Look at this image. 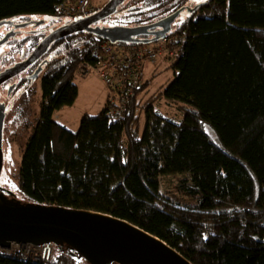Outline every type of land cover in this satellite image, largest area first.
<instances>
[{
    "label": "trees",
    "instance_id": "1",
    "mask_svg": "<svg viewBox=\"0 0 264 264\" xmlns=\"http://www.w3.org/2000/svg\"><path fill=\"white\" fill-rule=\"evenodd\" d=\"M62 1L0 0V22L29 15L60 21L55 7ZM122 5L107 19L125 20ZM181 5L143 0L129 24L163 19ZM181 30L182 53L168 67L174 76L157 92L182 114L178 122L161 114L152 97L142 103L139 92L150 77L124 117L103 108L83 114L78 129L69 130L53 113L76 101L74 72L98 37L82 32L53 43L49 51L81 38L43 64L40 116L22 152L19 190L30 202L123 219L192 264H264V0H208L171 32ZM35 38L7 43L23 59ZM177 175H183L179 189L192 203L161 191L160 177ZM54 247L53 264H88ZM2 264L41 263L4 257Z\"/></svg>",
    "mask_w": 264,
    "mask_h": 264
},
{
    "label": "water",
    "instance_id": "2",
    "mask_svg": "<svg viewBox=\"0 0 264 264\" xmlns=\"http://www.w3.org/2000/svg\"><path fill=\"white\" fill-rule=\"evenodd\" d=\"M125 1L108 0L91 14L68 21L53 29L25 58L0 71V87L25 73L46 55L51 45L58 40L85 32L111 41L147 44L163 38L184 10L192 13L199 6L197 4L192 7H181L163 19L146 26L130 28L98 25L113 15ZM7 24H13V20L1 21L0 29ZM140 35L146 38L134 39ZM13 37L12 32L5 33L0 38V47ZM45 61L43 59L39 63L29 79L38 77ZM15 88V83L10 84L7 96ZM4 119V108H0V175L4 164L2 139ZM11 242L31 243L36 246L50 243L58 246L60 250L65 249L71 256L83 258L88 264H192L159 237L123 219L90 210L23 201L17 199L11 192L0 193V246L8 248Z\"/></svg>",
    "mask_w": 264,
    "mask_h": 264
},
{
    "label": "rangeland",
    "instance_id": "3",
    "mask_svg": "<svg viewBox=\"0 0 264 264\" xmlns=\"http://www.w3.org/2000/svg\"><path fill=\"white\" fill-rule=\"evenodd\" d=\"M107 1L108 0H89L94 10L100 9ZM207 1L208 0H175V2L189 6H195L197 4L200 5L206 3ZM142 2L143 0H129L126 5H122L121 7L123 14L127 13L124 15L125 20L119 19L120 17H111L103 21L101 25L106 26L112 24H124L119 22H128L129 24V20L132 19L133 21V19H137L139 17L137 15L139 10H136L135 6H139L142 4ZM185 12H182L175 20L172 25L173 29L180 26V24L185 20L187 17ZM131 13H133L132 15L135 16L130 15L127 17V15ZM25 17L27 18V16ZM25 17L18 19L24 21ZM28 17L36 21L43 20L44 25L41 26L45 28L50 24V22L52 23V21L55 20L50 16L33 15ZM146 20L150 21L148 19ZM68 21V17H63L60 22H57V24H65ZM154 22L150 23L153 24ZM6 30L7 29L5 26L0 29V38L2 37L3 33L6 32ZM80 35L83 38L85 37L84 34ZM25 37H27V39L29 37H36L38 38L39 42L41 40L40 37L42 36L21 35L18 39ZM79 37L80 36H75L74 38H69L68 40L63 41V43L61 42L56 44L55 47H53L45 57L47 59H52L56 54L55 50L61 49L65 43L75 44L77 40L81 39ZM0 57L1 71L4 68L12 65L14 62L20 61L22 54L16 52L11 43H7L0 47ZM168 67L169 65L161 64L158 66L147 67L145 69V80L148 79L149 81L150 77L153 78L150 84H148V86L143 89V91L139 92V97L142 103L152 97L155 100V108L157 109L158 107L157 110H159V112L161 111V114L166 115L172 120L178 122L182 119V114L176 109L174 105L167 104L163 99H160L159 96H157V92H161L169 84L174 76L173 70ZM32 71H27L0 87V101H2V105L5 109V119L2 130L4 164L2 174L0 176V186H2L7 192L14 194L17 199L23 201H26V199L19 190L18 171L25 143L36 126L41 109L40 77L42 76V73L37 78L29 79L28 77H31L30 73ZM25 77H27V80L21 84L22 79ZM74 81L79 89L76 101L71 106H64L58 110H55L53 113V119L60 124H63L69 130L75 132L79 127L81 116L86 112L87 108H89V114H97L101 111V104L105 98V86H103L104 84L101 82V79L94 74L82 76L77 74L76 71L74 72ZM12 83L16 84V90L11 93L10 100L8 101L5 97L7 96L9 86ZM104 106H106L105 103ZM142 123L143 118L141 125ZM206 132L210 135L211 140L217 144L218 141L216 136L212 133L209 127H206ZM181 178H183V175L160 177V189L165 195L178 194L181 199H186L189 203H192L193 199L186 197L183 191L179 189L182 187L179 183Z\"/></svg>",
    "mask_w": 264,
    "mask_h": 264
},
{
    "label": "built area",
    "instance_id": "4",
    "mask_svg": "<svg viewBox=\"0 0 264 264\" xmlns=\"http://www.w3.org/2000/svg\"><path fill=\"white\" fill-rule=\"evenodd\" d=\"M93 11L89 0H63L55 7L58 17L69 19L85 17ZM172 28L163 38L147 44L106 38H98L91 44L87 57L75 71L82 76L94 74L101 79L107 92L104 106L107 115L124 117L131 97L144 83L147 67L161 64L170 66L180 57L186 31L171 32ZM54 253L55 247L50 243L36 246L11 242L8 248L0 246V264L4 257L21 262L53 264Z\"/></svg>",
    "mask_w": 264,
    "mask_h": 264
},
{
    "label": "flooded vegetation",
    "instance_id": "5",
    "mask_svg": "<svg viewBox=\"0 0 264 264\" xmlns=\"http://www.w3.org/2000/svg\"><path fill=\"white\" fill-rule=\"evenodd\" d=\"M187 6H189V5H181V7H187ZM189 7H192V5L189 6ZM185 11L186 10H184L183 12H185ZM185 13L187 14L188 12H185ZM29 16H33V15H29ZM40 16H42V15H40ZM12 20H13V24L5 25L7 30H6V32L3 33V35H4L7 32H12L13 35H14V37L12 39L19 38L21 35H26V36L39 35V36H42V37H40L42 39L46 34L51 32L53 29H55V28H57V27H59V26L64 24V23L57 24V22H60V21L59 20H55V21H52V23L50 22V24L45 28V27H42L44 25V21L43 20L36 21V20L31 19L28 16H27V18L25 17L24 21H21L18 18L12 19ZM17 24H26V25L24 27H17L16 26ZM46 24H48V23H46ZM149 24H151V23L150 22H142V23H138L137 22L135 24H112V25H106L105 26V25H101V23H98V25L100 27L124 26V27H130V28L146 26V25H149ZM142 38H146V36L140 35V36H138V37H136L134 39H142ZM43 59L46 60L45 55L37 62H41ZM15 90H16V88L14 89V91ZM10 97H11V94L7 97L8 101L10 100ZM0 103H2V101H0ZM0 108H4V107L1 105ZM4 111H5V109H4ZM3 153H4V151H3ZM0 193L1 194H7V191L2 186H0Z\"/></svg>",
    "mask_w": 264,
    "mask_h": 264
},
{
    "label": "crops",
    "instance_id": "6",
    "mask_svg": "<svg viewBox=\"0 0 264 264\" xmlns=\"http://www.w3.org/2000/svg\"><path fill=\"white\" fill-rule=\"evenodd\" d=\"M102 82V81H101ZM104 86V85H103ZM104 92H105V98L103 99V102H102V106H101V110L103 109V107H104V103H105V100H106V95H107V92H106V90H105V88H104ZM78 93H79V89H78ZM88 109L89 108H87L86 109V112L84 113V114H89V112H88ZM91 115H95V114H91ZM63 125V124H62Z\"/></svg>",
    "mask_w": 264,
    "mask_h": 264
}]
</instances>
